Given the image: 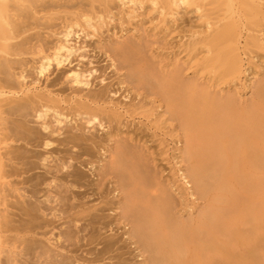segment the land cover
Here are the masks:
<instances>
[{
    "label": "bare ground",
    "instance_id": "1",
    "mask_svg": "<svg viewBox=\"0 0 264 264\" xmlns=\"http://www.w3.org/2000/svg\"><path fill=\"white\" fill-rule=\"evenodd\" d=\"M55 19L61 36L45 50L44 30ZM104 24L122 32L131 24L138 37L172 47L169 63L147 57L146 39L113 47L108 57L125 69L122 86L112 95L88 90L67 107L60 95L30 87L24 71H11V57L39 47L38 75L69 65L74 90L88 86L70 56L81 49L79 32L88 36ZM16 113L32 115L43 130L50 116L88 126L89 135L63 139L78 147L74 160L88 155L78 162L98 180L111 177L117 201L108 210L124 221L123 235L142 263L264 264V0H0V187L10 175L13 135L33 133L22 123L12 134L7 115ZM52 143L44 138L45 147ZM94 147L98 158L90 156ZM156 159L167 160L170 176L153 174ZM68 166L80 184L82 174ZM6 211L0 264H17L6 243ZM79 216L92 223L96 215ZM21 241L22 250L32 242Z\"/></svg>",
    "mask_w": 264,
    "mask_h": 264
},
{
    "label": "rangeland",
    "instance_id": "2",
    "mask_svg": "<svg viewBox=\"0 0 264 264\" xmlns=\"http://www.w3.org/2000/svg\"><path fill=\"white\" fill-rule=\"evenodd\" d=\"M193 15L185 14L184 19L188 20ZM183 20L178 23L182 24ZM61 25V21L55 19L52 20V26L44 30L47 32L43 42L45 50L51 48L61 36ZM116 26L113 29L111 25L104 24L98 32L89 29L91 34L88 36L79 32L80 38L77 40L81 49L70 56L71 67L79 65L86 71L87 80L90 82L88 86L75 85L77 90H74L72 83L66 78L69 65L59 68L54 66L47 75H38L36 67L39 47L11 57L14 59V62L10 63L11 71L17 75L24 71L30 87L36 86L43 92L60 95L66 100L62 101V106L67 107L74 99L87 94L88 90H113L110 93L112 95L116 87L122 86L119 81L125 69L119 66V62L116 69L108 57L109 49L113 47L129 43L140 44L139 41L146 39L147 57L162 64L169 63L172 47L164 43H152L154 37H148L144 33L138 37L139 32L132 30L131 24H128L127 31L123 32L118 24ZM243 91L240 88L241 94ZM247 93L249 95L250 91ZM113 97L118 98L116 101L122 99L119 93ZM46 121L50 127L43 130L40 121L32 115L24 118L18 113L7 115V124L10 123L12 134L21 132L22 127L19 126L22 123L33 132L28 138H23L22 133L13 135L11 160H6L10 175L6 179V185L0 187V209H7L2 223L8 221L6 226L9 227L5 233L8 236L6 243L14 251L17 264H144L134 248L135 245L123 235L124 221L114 220L115 212L108 210L113 202L117 201V198L113 197L117 195V191L109 189L112 185L109 183L111 177L102 176L98 180L94 169L90 170L89 166L80 165L78 162L88 155L74 160V152H77L78 147H72L70 142L63 139L72 134L89 135L88 126L81 122L58 123L52 116ZM96 129V135H101L104 131L99 126ZM50 131L55 132L50 134ZM46 136L53 142L48 147L43 144ZM102 138L96 136L94 141H98V145L102 146ZM155 147L156 145L153 146ZM99 151L96 147L91 148L90 156L98 158ZM157 151L154 150V156ZM166 158L168 157L165 156ZM159 161H155L157 166L153 168L156 171L153 174L170 176V165L165 162L167 160L160 161L158 166ZM68 162L75 165L78 174H82L78 185L73 184V178L68 174L74 170L68 169ZM88 214L97 216L92 223L74 217ZM22 238L32 241L23 250ZM105 239L116 242L105 246ZM14 246L17 248L14 249Z\"/></svg>",
    "mask_w": 264,
    "mask_h": 264
}]
</instances>
